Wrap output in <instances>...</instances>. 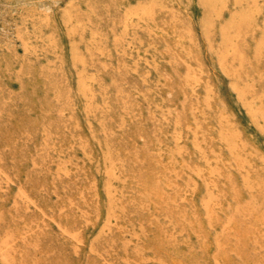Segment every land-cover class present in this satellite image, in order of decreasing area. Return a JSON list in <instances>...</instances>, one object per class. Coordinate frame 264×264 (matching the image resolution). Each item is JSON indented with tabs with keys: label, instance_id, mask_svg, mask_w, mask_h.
Here are the masks:
<instances>
[{
	"label": "rangeland",
	"instance_id": "374dc122",
	"mask_svg": "<svg viewBox=\"0 0 264 264\" xmlns=\"http://www.w3.org/2000/svg\"><path fill=\"white\" fill-rule=\"evenodd\" d=\"M0 264H264V0H0Z\"/></svg>",
	"mask_w": 264,
	"mask_h": 264
}]
</instances>
